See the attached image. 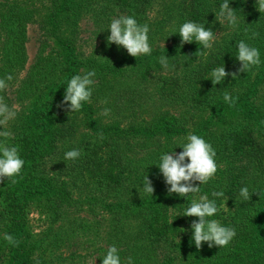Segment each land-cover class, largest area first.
<instances>
[{
    "label": "rangeland",
    "instance_id": "1",
    "mask_svg": "<svg viewBox=\"0 0 264 264\" xmlns=\"http://www.w3.org/2000/svg\"><path fill=\"white\" fill-rule=\"evenodd\" d=\"M64 1L66 0H59L56 5L53 0H0V78L9 74L13 77L7 82V89L0 92V96H3L4 102L9 106L14 105L16 110L15 118L7 123V130L11 132L18 127L31 133L35 129L32 117L46 124L49 118L47 114L44 116L43 112L46 113L48 97H52L54 93L57 94L54 101L61 105L69 81L67 70L64 68L68 51L61 48L57 40L58 37H63L73 44L78 74L94 70L95 84L91 101L83 103L80 111L70 113L65 110L66 106H61L62 113L68 115L64 121L69 133L56 137L54 142L52 136H47L43 140L42 152L48 147L53 152L61 151L62 148H73L71 144L78 142L79 138L94 140L92 134H99L98 131L108 124H116L127 131L129 145L125 158L129 165L136 163L137 169L130 174L131 181H128L129 186L125 190L126 196L120 195L124 207L115 208L111 212L103 209L100 203L89 205L88 201L100 197L99 193L95 192L93 196L88 193L83 195L82 192L79 194L78 188L71 186H66L64 189L68 190L64 192L56 188L54 191L52 189L53 192L30 196L21 213L24 217V237L20 240L19 247L24 264H102V257L111 245L119 249L122 264H126L129 257L132 258V264H137V259L142 261L141 264H190L185 263L188 256L183 258L182 252L173 251L163 241L150 245L144 237L134 235L137 224L129 213L136 208V201L141 195H147L138 191L144 183L141 178L146 175L150 180L163 178L159 167L151 166L152 163H159L156 160L159 158L153 156L154 152L158 151L160 157L176 147V152L183 151L178 146L184 142L189 132L200 136L211 130L218 134L222 128L228 126L227 121H217L216 115L222 111L227 110L231 114L228 116L234 125L245 123L247 116V121H252L251 131L264 145L263 121L257 118L256 111L248 114L251 105H257L252 94L256 76L264 69V43L256 47L260 51L261 64L252 70L246 80L248 84L235 86L230 93L236 101L235 106L226 103L223 99L224 93H221L216 100L197 108L198 106H193L187 98L182 101L163 97L160 92L161 80L162 77L170 75L171 70L157 67L152 60H148L153 59L156 51L181 43L177 35V22L173 18H166L165 13L168 7L177 4L178 0H152L148 4L143 24L149 25L148 36L152 51L150 55L138 57L129 55L123 47L114 43L109 45L107 42L111 19L116 17L115 9L112 12L113 0H93L87 7L80 5L81 0H77V9L83 11L78 15L75 30H72L71 24L68 25L54 14L57 9H61ZM67 1L65 5L70 2ZM13 8H25L28 12H24L25 26H21L22 33H25L22 44H15L13 61L5 67L1 63L5 50V30L2 27L17 21L12 15ZM173 14L174 12L171 13ZM236 15L239 23L235 28L227 23L221 26L215 19L211 21L209 28L218 35L215 41L232 38L234 34L238 36L240 33H244V37H251L252 28L243 25L240 27L241 17L237 12ZM55 20L56 23L63 24L62 30H58V25L55 26ZM254 26H257L256 22ZM243 29L244 32H241ZM245 29L248 30L247 35ZM177 47L185 58L195 60L198 57L195 54L197 48L193 43ZM182 49L183 51H180ZM181 67L180 69H183L184 64ZM105 109L109 110L107 114H104ZM165 112L180 117L181 121L177 120L174 126L173 122L166 123ZM180 115H185V120ZM71 123L73 124L70 126ZM3 130L4 127L0 126V131ZM45 154V161L40 159L36 164L42 166L39 168L40 177H51L59 169L60 161L65 162L64 156L59 153L52 157L48 153ZM145 164L147 165L144 168ZM137 176H141L140 180L135 179ZM3 182L0 183V194L4 187ZM116 198L118 197L111 194L108 201H117ZM148 201L149 199L145 203ZM259 209L258 214L263 216L264 204H261ZM259 215L254 221L251 220L246 228L247 233L264 229V221L260 220ZM3 234L5 230L1 229L0 235ZM252 244L244 235L240 240L239 251L247 252H242L240 260L234 264H264V250L260 248L255 252L254 259L248 261V255H254V252L249 251ZM5 249L8 248H3Z\"/></svg>",
    "mask_w": 264,
    "mask_h": 264
},
{
    "label": "trees",
    "instance_id": "2",
    "mask_svg": "<svg viewBox=\"0 0 264 264\" xmlns=\"http://www.w3.org/2000/svg\"><path fill=\"white\" fill-rule=\"evenodd\" d=\"M58 1L53 0L56 5ZM151 1L113 0L112 12L115 9L116 17L120 15L134 16L140 24H143L145 11ZM65 2L68 1H64L61 9H57L54 14L64 22L66 21L68 25L71 24L73 26L72 30H75L78 15L82 13L83 9H77V0H70L67 5H65ZM92 2L93 0H81L80 5L87 7ZM229 2L230 6L241 17L240 27L243 25V27L252 28V33L258 32L259 35L252 39L247 36L244 37V33H240L238 36L234 34L232 38L215 41L212 49L206 50L208 52L206 58L196 57L195 60L181 55L177 47L180 44L156 51L153 59L148 60H152L155 66L161 67L159 58L167 55L169 57L168 68L171 70L170 75L162 77L161 80L160 92L163 97L182 101L187 98L193 106L197 105V108H199L216 100L217 96L224 93V91L232 93L235 86L248 84L246 80L255 67L247 73H238L239 77L237 79H233L229 75L223 83L215 85V87L212 81L208 79L212 69L219 66L224 65L229 73L237 71L240 67V62L236 59V44L238 41L244 40L254 47L261 46L264 43V13L261 14L257 10L256 0H229ZM222 3L223 0H178L177 4L171 5L165 11L166 18H173L177 22V29L189 20L205 24V27L209 28L211 21L215 19L214 12L219 10ZM17 9L13 8L14 13H12L17 18L15 24L12 23L2 27L5 30V41L3 42L5 50L1 63L5 67L12 63L14 57L13 47L16 43L22 44L25 34L22 33L21 26H25L23 19L26 14L24 12H28V10L25 8ZM172 12H174L173 15H171ZM56 22L55 20V26L58 25V30H62L63 24ZM255 22L257 26H254ZM241 32H244V29ZM177 35L180 37L179 34ZM57 40L60 47L66 48L68 51L64 68L67 70V80H70L73 75L78 74V62L74 55L73 44L69 39L63 37H58ZM192 43L197 51L200 47L202 48L196 42ZM180 51H183V49ZM182 64H184V67L180 69ZM1 70L3 74V68ZM185 87L186 90H184ZM20 93L23 92L20 91ZM182 93L185 96H182ZM56 96L57 94L54 93L46 101L48 107L46 106V113L43 112L44 116L47 114L49 118L46 124H42L32 117L31 121L34 122L35 129L31 133L17 127V129H12V137L7 141L9 145L18 146L19 155L25 161V164L19 176L4 179V187L1 189L0 194V231L1 229L5 230V233L11 234L19 241L24 237V217L21 213L30 196L47 191L53 192L56 188L64 192L68 190L64 189L66 186H71L78 188L79 194L82 192L83 195L88 193L93 196V193H99L100 197L88 201L89 205L100 203L103 209L111 212L115 208L124 207L125 204L120 195L125 194L126 196L125 190L129 186L128 181L129 183L131 181L130 174L133 171L136 172L137 169L136 163L135 165H129L125 158V152L129 145L127 131L116 124H108L98 131L99 134H92L95 137L94 140L79 138L78 142L71 144L73 148H62L61 151L53 152L48 147L43 153V140L47 136H52L54 142L56 137L69 133L64 121L68 118V115L65 112L62 113V107L54 101ZM252 97L257 101V105H254V107L251 105L248 114L251 115L256 111L257 118L261 119L264 124V69L256 76ZM244 112L246 114V110ZM228 115L231 114L227 110L216 115L218 116L217 121H227L228 123V126L222 128L218 134H214L210 130L208 133L203 131V136L200 135L212 144L216 151L215 159L218 165L214 177L207 184L201 185L200 193L190 194L187 198L180 197L178 194L169 195L164 178L155 177L156 179L152 180L155 189L153 196L142 194L136 201V208L129 213L134 223L137 224L134 235L140 238L144 237V240L150 245L163 241L173 251L182 252L183 258L188 256L185 263L234 264L237 260H240L242 252L246 251H239L240 240L244 235L248 237L250 243H253L249 251L254 252V255L251 257L248 255V261L251 262L254 259L258 248L264 250V229L250 233H247L246 229L251 220L257 219L259 206L264 204V195H261V197L259 195V192L264 193V145L258 141V138L251 131L252 121H247V116H245V123L234 125L233 120ZM180 116L185 120V115ZM164 117L166 123L173 122L172 126L176 125L177 120H180V117L169 112H165ZM94 128L97 129L96 126ZM72 149L80 150L81 155L79 158L64 163L61 160L59 167L57 166L59 169L54 175L51 177H48L50 175H41L42 177H40L39 168L42 166L37 165L36 161L40 159L45 161L44 158L47 156L45 153H48L51 157L55 153L64 156L67 151ZM154 153L153 156L159 158L156 159L159 161V152L155 151ZM147 164L143 167L145 168ZM151 166L155 167L157 165L152 163ZM140 178L141 176H137L135 179L140 180ZM142 179L144 180V177ZM196 183L199 185V182ZM244 186L248 187L250 193H255L252 194L249 201H244L239 194L240 188ZM213 191H223L225 195L215 198L220 210L211 219H216L225 226L234 227L236 235L226 247L210 248L205 242L202 248L197 249L194 242L191 241V223L198 218L180 214L187 207L186 203L194 196L206 194L209 198H213L211 196ZM111 194L118 197L116 198L117 201H108ZM147 198L149 201L145 203L148 200ZM262 215H259L260 220L264 221V212ZM184 229H187V231H184ZM5 247L8 249L3 250ZM137 260V264H141L142 261ZM170 260L172 261V259ZM0 264H24L20 247L9 245L1 235Z\"/></svg>",
    "mask_w": 264,
    "mask_h": 264
},
{
    "label": "clouds",
    "instance_id": "3",
    "mask_svg": "<svg viewBox=\"0 0 264 264\" xmlns=\"http://www.w3.org/2000/svg\"><path fill=\"white\" fill-rule=\"evenodd\" d=\"M256 7L261 14L264 13V0H256ZM214 13L215 20L221 26L225 23L232 28L238 26V17L235 9L230 6L229 0H223L219 10ZM108 30H110V35L107 37L109 45L114 43L119 47H123L133 57L151 54L152 48L148 36L150 28L147 23L140 24L134 16L120 15L111 19ZM247 33L248 30L245 29V35ZM178 34L181 37V47L185 43L196 42L202 48L200 47L195 54L198 57L205 58L208 55L206 50L212 49L218 36L212 28H206L205 24L192 20L181 24ZM258 35V32H253L250 38L255 39ZM236 47V59L240 62V67L237 71L231 73L226 71L224 65L212 69L208 79L212 81L214 87L223 83L229 75L233 79H237L239 77L238 73H247L261 64L258 48L249 45L244 40L238 41ZM168 60L169 57L167 55L159 58V62L164 69H168L169 67ZM95 76L94 70L73 75L67 82L66 91L60 106H66L65 110L70 113L80 111L83 103L91 101L93 85L95 84L93 78ZM12 79L13 77L10 74L4 78H0V92L7 89V82ZM223 99L230 106H235L236 101L228 91H224ZM108 112V109L104 110V114ZM15 115V106H9L4 102L3 96H0V126L5 129L0 131V183L5 178L19 176L25 164V161L19 155L18 146H12L7 143L12 137V133L7 130V123L9 120L14 119ZM178 147L182 148L183 151L176 152V147L171 152L163 153L157 166L168 186V194H178L180 197L187 198L190 194L200 193L201 185L207 184L216 174L218 170L215 159L216 151L211 143L191 132L187 134L184 142ZM80 155L79 149H72L64 154V160H75ZM196 182H199V185ZM138 191L140 194L143 192L144 194L153 196L155 189L148 175L144 178L142 189ZM253 193L249 192L247 186L241 187L239 192L244 201H249ZM224 195L223 191H213L211 193L213 198H209L206 194L194 196L193 199L186 203L187 207L180 214L198 218L191 223V241L194 242L197 249L202 248L205 242L210 248L226 247L235 237L236 229L234 227L225 226L220 221L211 219L220 210V206H218L215 198L223 197ZM259 195L261 197L264 193L259 192ZM184 231H187V229H184ZM3 239L11 246L18 247L20 244V241L11 234H3ZM102 264H122L119 249L115 245L107 248L102 257ZM126 264H132L131 257L128 258Z\"/></svg>",
    "mask_w": 264,
    "mask_h": 264
}]
</instances>
